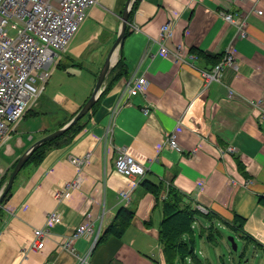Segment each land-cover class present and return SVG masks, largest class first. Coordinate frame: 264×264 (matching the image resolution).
Listing matches in <instances>:
<instances>
[{
	"label": "crops",
	"instance_id": "0c3cea01",
	"mask_svg": "<svg viewBox=\"0 0 264 264\" xmlns=\"http://www.w3.org/2000/svg\"><path fill=\"white\" fill-rule=\"evenodd\" d=\"M126 3L98 0L59 53L46 94L0 145V190L19 157L66 125L90 97ZM226 12L246 22L244 35L225 20ZM128 13L105 93L79 121L72 140L22 167L0 202V264H168L159 227L169 187L183 204H200L214 218L194 214L185 241L210 244L224 254L233 251L227 239L232 235L242 249L264 252V0H130ZM167 21L173 33L165 45L170 51L183 47V61L159 52L156 38ZM227 52L238 69L225 67L220 82L206 87L201 63L214 65ZM120 59L125 72L116 77ZM140 76L147 80L145 92L129 95ZM169 133L180 148L165 144ZM121 147L147 167L144 175L114 169ZM88 153L81 168L70 161ZM66 185L69 195L58 200L55 194ZM121 191L130 193L128 201ZM54 210L58 222L48 219ZM122 210L132 213L129 223L119 235L102 238ZM235 214L243 218L246 238L227 224ZM83 223H91L93 233L72 238ZM36 229L45 235L40 247L30 248ZM237 260L236 255L231 263Z\"/></svg>",
	"mask_w": 264,
	"mask_h": 264
},
{
	"label": "built area",
	"instance_id": "2783aa9c",
	"mask_svg": "<svg viewBox=\"0 0 264 264\" xmlns=\"http://www.w3.org/2000/svg\"><path fill=\"white\" fill-rule=\"evenodd\" d=\"M98 0H0V145L10 136L12 125L36 105L45 90L52 69L59 53L66 50L73 35L86 19L88 11ZM229 23L236 25L237 30L245 34V21L237 20L233 13H223ZM172 22L161 25L156 41L159 52L170 55L176 61H183L184 49L178 46L170 51L165 43L172 36ZM197 59L196 54L190 55ZM225 67L238 69L235 56L227 52L211 69L200 68L206 87L212 82H220ZM147 80L140 76L128 87L129 95L143 94ZM229 91V96H233ZM148 114V106L142 108ZM171 149H178L174 133L166 136V143ZM232 147L226 150L232 151ZM221 152H224L221 149ZM90 159L72 156L70 161L81 168ZM114 169L126 176H142L147 170L143 163L131 157L126 147L116 152ZM55 194L58 200L69 195L67 190ZM120 197L130 198L128 191H121ZM196 208L202 213L209 210L198 204ZM49 221H60L59 213L54 210L49 214ZM91 223L80 224L72 233V238L92 234ZM45 232L34 231V240L30 248H38L42 244ZM97 238V237H96ZM96 241V239H95Z\"/></svg>",
	"mask_w": 264,
	"mask_h": 264
},
{
	"label": "trees",
	"instance_id": "16d2710c",
	"mask_svg": "<svg viewBox=\"0 0 264 264\" xmlns=\"http://www.w3.org/2000/svg\"><path fill=\"white\" fill-rule=\"evenodd\" d=\"M199 54H197L198 57L200 56ZM115 68L117 69V73L115 75L116 77L122 75V73L125 72V67L121 59L118 60L115 65ZM104 93L105 89L98 96L96 102L102 97ZM96 102L91 109L95 107ZM79 121L69 129L64 131V133L60 136L47 140L37 146L31 152L29 158L27 159L23 167L30 164L38 163L49 147L57 144H65L72 140L74 134L79 128ZM9 192L10 190L1 201L6 199ZM198 212L202 213L190 204H183L181 194L176 189L169 187L167 196L163 200V218L159 227V240L164 249L168 264H176L177 260H181L183 262V260H185V258L189 256L192 257L193 264H205L195 254V243L192 242L193 240L190 239L185 241L183 238L184 234H186L191 229V224L194 220V214ZM203 215L206 216L207 219H214L209 212L206 214L203 213ZM131 216V212L122 210L121 214H118L117 219L108 227L107 231L102 236V238L110 234L119 235L121 231L125 228V226L129 223ZM242 223L243 218L237 214L234 215V218L231 222H227L232 232L236 231L242 238H246L245 234H242L240 230ZM213 236V232L208 229L206 238L208 240H212ZM254 246L256 248H258V246L261 247V245L258 244H255ZM245 251L246 248L240 251V253L238 254V260L235 264H243Z\"/></svg>",
	"mask_w": 264,
	"mask_h": 264
},
{
	"label": "water",
	"instance_id": "95a60500",
	"mask_svg": "<svg viewBox=\"0 0 264 264\" xmlns=\"http://www.w3.org/2000/svg\"><path fill=\"white\" fill-rule=\"evenodd\" d=\"M129 4H130V0H127L126 3V8L122 13V26H121V30L115 40V42L112 44V47L110 48L106 59L104 61V64L101 68V71L98 74L94 89L90 95V97L87 99V101L82 105V107L79 109V111L73 116V118L63 127L49 133L48 135L38 139L37 141H35L30 147L29 149L23 153L19 159L17 160L12 172L10 173V176L7 180L6 185L0 190V202L1 200L4 198V196L8 193V191L10 190L12 183L16 177V175L18 174V172L20 171V169L23 167V165L25 164V162L27 161V159L29 158L31 152L37 147L39 146L41 143L50 140L52 138H55L57 136H60L61 134L64 133V131H66L67 129H69L70 127H72L74 124H76L82 117H84L87 112L93 107V105L95 104L101 90L103 89V83H104V79L105 76L109 70V68L114 65L113 62V54L116 50V48L121 44L124 35H125V31H126V26H127V22H128V8H129ZM202 68H206V69H211L212 65H206L205 62L201 63ZM228 241L230 243V246L232 248L233 251H237V244L234 240V236H228Z\"/></svg>",
	"mask_w": 264,
	"mask_h": 264
},
{
	"label": "rangeland",
	"instance_id": "374dc122",
	"mask_svg": "<svg viewBox=\"0 0 264 264\" xmlns=\"http://www.w3.org/2000/svg\"><path fill=\"white\" fill-rule=\"evenodd\" d=\"M43 93L46 94V92ZM35 107H37V104L34 105L32 108ZM199 219H203V217L199 216ZM234 240L238 246L237 251L235 252L234 251L231 252L230 250L227 252L225 250L226 252L223 254L219 252L218 249H215L213 245L205 244L204 246H201L199 243L197 246H195V254L202 262H204V260L208 261V263L206 264H232L231 258L234 256L236 257V255L238 256V254L240 253L243 247V243L241 240L238 239V241H236L237 238L236 239L234 238ZM244 261L243 264H264V252L260 250L253 251L252 248L247 247L244 256ZM178 262L179 264H183V263L193 264L191 256L186 257L185 260H183V262L181 260H178Z\"/></svg>",
	"mask_w": 264,
	"mask_h": 264
}]
</instances>
